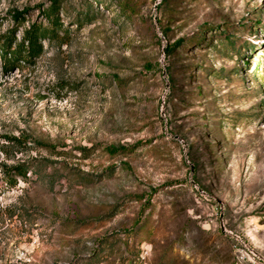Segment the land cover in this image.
Masks as SVG:
<instances>
[{
  "label": "rangeland",
  "instance_id": "1",
  "mask_svg": "<svg viewBox=\"0 0 264 264\" xmlns=\"http://www.w3.org/2000/svg\"><path fill=\"white\" fill-rule=\"evenodd\" d=\"M49 4L0 0V36ZM56 16L33 65H0V166H30L0 171V264H264V0Z\"/></svg>",
  "mask_w": 264,
  "mask_h": 264
},
{
  "label": "trees",
  "instance_id": "2",
  "mask_svg": "<svg viewBox=\"0 0 264 264\" xmlns=\"http://www.w3.org/2000/svg\"><path fill=\"white\" fill-rule=\"evenodd\" d=\"M61 0H49V7L43 11V17L48 22L45 27L41 25H31L24 29L22 37L19 41L15 40L14 30L11 29L7 34L0 36V65L4 73L10 72L13 69H23L33 65V59L39 58L43 54V48L40 44L41 40L56 41L59 39V30L61 23L56 16L60 7ZM124 7H128L123 4ZM24 12H13L10 19L15 25H22ZM227 41V38L225 39ZM176 47V44L173 48ZM179 47V46H177ZM168 55L169 50H165ZM10 143H17L16 140L8 139ZM119 150L109 148L107 152L114 154ZM0 171L5 184L9 187L15 186L17 180H26L27 174L30 172V166L26 163L14 164L10 166H0ZM46 179V178H43ZM1 212V211H0Z\"/></svg>",
  "mask_w": 264,
  "mask_h": 264
}]
</instances>
